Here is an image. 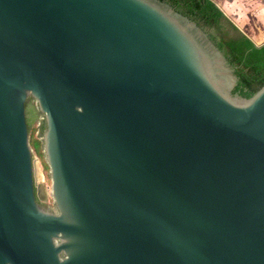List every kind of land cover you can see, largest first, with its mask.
<instances>
[{
    "label": "water",
    "instance_id": "water-1",
    "mask_svg": "<svg viewBox=\"0 0 264 264\" xmlns=\"http://www.w3.org/2000/svg\"><path fill=\"white\" fill-rule=\"evenodd\" d=\"M237 82L167 0H0V264H264V84Z\"/></svg>",
    "mask_w": 264,
    "mask_h": 264
},
{
    "label": "trees",
    "instance_id": "trees-1",
    "mask_svg": "<svg viewBox=\"0 0 264 264\" xmlns=\"http://www.w3.org/2000/svg\"><path fill=\"white\" fill-rule=\"evenodd\" d=\"M177 9L196 20L210 34L216 44L225 52L227 59L236 67L238 82L235 90L250 96L264 84V43L256 42L223 11L215 0H167ZM34 98L30 97L27 104ZM27 121L30 142L33 151L39 154L45 163L42 134L45 120L38 114Z\"/></svg>",
    "mask_w": 264,
    "mask_h": 264
},
{
    "label": "rangeland",
    "instance_id": "rangeland-1",
    "mask_svg": "<svg viewBox=\"0 0 264 264\" xmlns=\"http://www.w3.org/2000/svg\"><path fill=\"white\" fill-rule=\"evenodd\" d=\"M256 1V0H255ZM255 1L253 2V6H248L247 8L244 9H240L239 11L241 12L240 16H238L236 18V20L240 21V19L243 22L244 25V29L246 30L245 32H247L248 34H250V36L253 35V37L256 40H262L264 38V35H260L258 37L257 32L258 30H260L263 26L262 23V18L263 15L261 14V11L257 12V9H261L259 8H255ZM262 3L264 2V0H260ZM258 29V30H257ZM257 30V31H256ZM252 37V38H253ZM40 110L38 108V104L35 100H31L28 106V116L32 119L35 114H39ZM34 152V151H33ZM34 155L37 156V176H38V180H41V182H45V186H46V192H47V198H48V203L53 205L54 201H53V196L51 193V177L49 175V168H46L45 163L43 162L41 156L37 153L34 152Z\"/></svg>",
    "mask_w": 264,
    "mask_h": 264
},
{
    "label": "crops",
    "instance_id": "crops-1",
    "mask_svg": "<svg viewBox=\"0 0 264 264\" xmlns=\"http://www.w3.org/2000/svg\"><path fill=\"white\" fill-rule=\"evenodd\" d=\"M215 1L223 9V11L239 26V28L245 32L246 30L244 29L245 27L243 25L242 20L240 19V21L239 20L237 21L236 18L241 14V12L239 11L240 9L247 8L248 6H253V2L255 0H215ZM255 3H258L255 4V8H259V7L261 8L260 10L257 9V12L261 11V14L263 15V17H261L263 19L262 20L263 26H261L262 28L260 30L257 29L258 30L257 35L259 37L260 35H264V2L262 3L260 0H256ZM248 35L250 36V34ZM250 37L252 38L253 35ZM252 39L257 42L264 41V38L262 40H256L253 37Z\"/></svg>",
    "mask_w": 264,
    "mask_h": 264
},
{
    "label": "flooded vegetation",
    "instance_id": "flooded-vegetation-1",
    "mask_svg": "<svg viewBox=\"0 0 264 264\" xmlns=\"http://www.w3.org/2000/svg\"><path fill=\"white\" fill-rule=\"evenodd\" d=\"M28 100H29V98L27 99V101H28ZM28 106H29V103H28V104L26 103V110H27ZM38 115H39V118H40L41 120L44 119V117H43V113H42L41 111H40V113H39ZM38 182L40 183L41 180H39ZM45 185H46L45 182H42L41 185H39V184L36 185L35 189H36L37 198L39 199V201H40L42 204L51 207L53 210H56V206H55L54 204H53V205L49 204V203H48V199H47V200H40V193H39V192H40V188H41V190L45 191V190H46V186H45ZM42 186H43V187H42Z\"/></svg>",
    "mask_w": 264,
    "mask_h": 264
},
{
    "label": "bare ground",
    "instance_id": "bare-ground-1",
    "mask_svg": "<svg viewBox=\"0 0 264 264\" xmlns=\"http://www.w3.org/2000/svg\"><path fill=\"white\" fill-rule=\"evenodd\" d=\"M43 187V186H42Z\"/></svg>",
    "mask_w": 264,
    "mask_h": 264
}]
</instances>
